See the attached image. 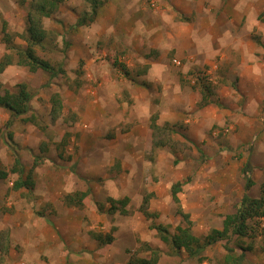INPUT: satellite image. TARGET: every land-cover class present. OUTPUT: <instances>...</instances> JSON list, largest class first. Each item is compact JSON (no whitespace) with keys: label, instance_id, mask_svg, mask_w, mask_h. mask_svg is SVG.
I'll use <instances>...</instances> for the list:
<instances>
[{"label":"rangeland","instance_id":"rangeland-1","mask_svg":"<svg viewBox=\"0 0 264 264\" xmlns=\"http://www.w3.org/2000/svg\"><path fill=\"white\" fill-rule=\"evenodd\" d=\"M102 1L95 19L83 27L74 25L90 10L86 0H64L51 19H43L46 38L35 47V53L54 68L61 65L64 74L50 79L48 73L30 72L21 66H9L0 74L4 87L25 84L34 93L26 116L36 120L18 118L8 123L9 113L0 108V163L9 170L16 155L23 169L20 176L13 173L0 180V242L9 248L19 244L10 238L11 230L14 233V227L23 221L43 218L45 208L49 217L56 216L50 218L49 243L54 244L51 253H55L43 252L46 261L126 264L134 256L148 259L144 249L149 246L161 253L157 264H197L182 251L167 255L172 251L149 227L161 224L174 234L177 227L187 226L183 218L187 215L191 232L202 237L210 229L221 228L223 217L235 212L244 194L260 196L264 165L258 170L262 172L259 177L246 157L251 153L248 148L233 149L234 142L230 144L225 135H219L220 142L209 140L208 135L204 143L197 131L190 133L203 93L210 98L206 107L236 103L222 88L237 91L235 75L228 77L229 58L236 61L240 57L224 45L215 59L219 62L223 56L219 71L213 63L195 61L189 53L183 58L184 52L176 54L173 48L177 40L165 39L171 26L157 31L158 35L146 26H134L138 21L133 15L136 0ZM137 1L147 11L160 8L155 5L159 0ZM26 13L27 7L18 0H0V58L7 52L2 26L12 37V45H26L21 37ZM258 21L264 31V17ZM258 27L254 26L251 36L258 46L255 55L264 61V36ZM243 43L246 47L249 41L243 38ZM55 93L60 95L62 112L52 121L49 100ZM152 117H157L159 127L169 125L174 130L165 133L171 143L166 148L154 149L164 138L159 134L162 131L152 132L143 124ZM131 130L143 135L141 139L130 134ZM222 162L236 166L229 169ZM247 164L251 180L259 181L255 193L250 190L254 186L245 190L241 170ZM234 167L231 189L219 193L213 183L215 174L220 170L231 173ZM26 177L32 182L31 189H19L21 193L11 189L18 178ZM177 183L180 192L175 202L171 189ZM77 191L87 192L82 205L66 206L63 198ZM16 192L26 202L18 207L19 212H15L16 198L12 199ZM108 198L119 209L116 202L128 198V215L106 213ZM144 198L148 212L157 214L153 221L139 211ZM40 199L42 204H36ZM16 234H22V228ZM254 239L245 264H264V242L261 236ZM203 256V264H218L223 257L221 244L207 248Z\"/></svg>","mask_w":264,"mask_h":264},{"label":"crops","instance_id":"crops-1","mask_svg":"<svg viewBox=\"0 0 264 264\" xmlns=\"http://www.w3.org/2000/svg\"><path fill=\"white\" fill-rule=\"evenodd\" d=\"M156 2L155 5L160 8L148 11L137 0L134 2L135 13L133 15H135V19H138L134 26H146L149 31H154L155 35H158L156 32H160V29L163 30L165 26H171L165 39L177 40L173 46L176 54L180 51L184 52L183 58H186L189 53L195 61L213 63V67L215 66L214 68L219 71L222 68L220 63H222L223 56H220L219 62L215 59L221 54V48L224 45L230 47L235 54L238 53L240 60L233 61L232 58H229L232 68H230L228 76L231 78L232 74L235 75L237 91L232 88H222V92L228 94L229 99H235L236 103H224L213 109L206 107L210 98L208 94L204 95L208 99L204 104L199 103V108L193 118L195 125L191 128L193 131L190 133L193 134L197 131L200 137L203 136L204 143L208 142V135L209 140L213 139L214 142L219 139V142L221 141L220 134L225 135L230 144L234 142L233 149L241 147L247 150L248 148L251 153H246V157L253 172L257 171L260 177L262 172L258 170L260 166L264 165V163L258 164L264 159V61L255 55L258 46L255 47L253 44L251 35L255 29L254 26H263L258 19L264 17V0H159ZM258 28L262 29V27ZM259 31L262 32L263 29ZM262 33L264 36V31ZM243 38L249 41L246 47ZM262 45L264 46V43ZM153 118H148L147 122L143 123L152 132H154L152 126H158L157 117L154 118V121ZM170 127L172 128V126ZM130 134L137 136L138 139L143 136L135 130H131ZM162 137L166 138L164 135ZM186 138L188 140V136ZM167 142L164 141V143ZM161 148L154 147V149ZM222 164L229 165V169L231 166H236L233 165L234 163L222 162ZM235 169L234 167L231 173L220 170L215 174L213 183L215 187H219V193L231 189L233 184L231 180L236 174ZM252 181L254 187L250 190L255 193L258 191L259 181L255 177ZM10 187L12 189L13 184ZM31 187L32 185H29L27 188L21 187L20 189H31ZM19 192L21 193L23 190H19ZM20 193H14L12 198L13 201L14 198L17 200V204L14 205L16 206L15 212H19L18 207H23L26 204ZM81 193L86 192L81 191ZM219 193L218 198L221 197ZM29 200H31L30 196ZM9 204L7 203L8 206ZM36 204L41 205L42 200H36ZM43 209V218L23 221V224L14 227V233L11 230L10 238L15 239L14 241L19 244L16 243L15 247L9 248L0 242V264H55L54 261H46L45 255L50 256L55 253V251L51 253L54 244L49 243L53 231V221L50 218L56 216L53 214L49 217L48 213H45V208ZM28 217L30 218L32 215H28ZM21 228L22 234L17 237L16 231ZM17 246L19 247L15 249Z\"/></svg>","mask_w":264,"mask_h":264},{"label":"trees","instance_id":"trees-1","mask_svg":"<svg viewBox=\"0 0 264 264\" xmlns=\"http://www.w3.org/2000/svg\"><path fill=\"white\" fill-rule=\"evenodd\" d=\"M63 1L64 0H18L20 6L27 7L25 17L26 26L24 34L21 35L26 45L24 47L23 45H12V37L10 38V35L6 32L5 26H2V41L5 43L7 52L0 58V74L9 66L27 67L30 72L42 71L48 73L50 79H54L65 73L61 65L54 68L49 61L40 59L35 53V47L41 46L46 38V31L42 26L43 19H51L57 13ZM86 1L89 3L90 10L76 20L74 27H83L87 22H92L103 3L102 0ZM204 95L206 94L203 93L200 101L201 104L206 103L208 99H206ZM33 97L34 93H32L25 84H17L13 89H9L0 83V108H3L9 113L10 118L8 123L18 118L21 120L23 119L25 122L36 121L34 116H26L30 112V102ZM49 102L50 117L51 120L54 121L62 112L60 95L58 93L52 94ZM152 127L154 131L155 129L162 131L164 134H162V132L159 134L164 136H166L165 133L169 135L170 132H174L170 126L166 125L163 127L153 125ZM184 137L186 138V136ZM9 138H11V134ZM169 140V138H165L162 144L158 142L155 146L161 148L171 145L170 142L164 143V141ZM14 158L15 162L9 170H5L0 163V180L5 179L8 174L15 173L19 176L23 174L19 159L16 155ZM250 171L251 167L249 164L245 165L241 170L245 179V190H249L253 186V181L249 176ZM29 185H32V182L31 180L29 181L28 177H26L25 180L18 178L13 183V189L19 190L21 187L27 188ZM179 192L180 186L179 183H177L171 189V195L175 202H178L177 194ZM86 196L87 192H74L73 194L66 195L63 201L66 206L79 207L82 205V201ZM128 202V198H123L117 202L123 206V210H121L122 213L126 214L124 207ZM110 204L111 208L108 214H113L117 211V208L112 200H110ZM147 206L148 200L144 198L139 211L145 219H151L153 221V219L157 218V214L149 213ZM183 218L187 222V226L177 227L176 233L174 234H170L168 228L161 224H154L149 227L151 230H155L157 238L172 251H168L167 255H174V253L178 254L182 251L186 254L188 259L195 260L197 264H203V260L205 259L203 256L204 251L209 247L221 244L223 257L218 264H245L248 255L247 252L253 250L251 244L255 240L254 238L261 236L262 242H264V182L260 186V196L253 198L248 194H244L240 203L236 206L235 212L223 217L220 229H210L204 236L197 237L191 232L188 216L184 215ZM257 230L259 233H257ZM245 240H250V242L246 243L244 242ZM109 241H111L110 237ZM232 241L234 246L232 245ZM145 248L144 250L149 253L148 259L134 256L129 258L126 264H157L161 257L160 251L152 249L149 246Z\"/></svg>","mask_w":264,"mask_h":264},{"label":"clouds","instance_id":"clouds-1","mask_svg":"<svg viewBox=\"0 0 264 264\" xmlns=\"http://www.w3.org/2000/svg\"><path fill=\"white\" fill-rule=\"evenodd\" d=\"M110 198H108V201H109V208L106 210V212L108 213V211L110 210V208H111V204H110ZM120 201V200H119ZM118 202V201H117ZM116 202V203H117ZM113 203H115L114 201H113ZM129 203V202H128ZM119 204V203H118ZM120 205V209L116 206V208H117V211H115L113 214H110V215H114L115 213H119L120 215H123V216H127L128 215V211L126 210V207H127V205L124 207V210L126 211V214L125 213H122L121 212V210H123V206H122V204H119ZM140 208V207H139Z\"/></svg>","mask_w":264,"mask_h":264}]
</instances>
